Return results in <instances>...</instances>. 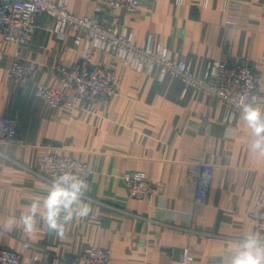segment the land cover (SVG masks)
<instances>
[{"label":"crops","instance_id":"crops-1","mask_svg":"<svg viewBox=\"0 0 264 264\" xmlns=\"http://www.w3.org/2000/svg\"><path fill=\"white\" fill-rule=\"evenodd\" d=\"M223 1L143 0L134 12H111L101 0H70V10L104 22L115 17L118 28L132 29L138 42L153 33L155 43L191 59L197 75L212 60L246 61L257 73V102L264 107V0H239L240 10L224 9ZM229 19L238 20V27L229 28ZM35 24L23 48L26 62L36 64V81L62 89L55 67L77 62L80 46L70 30L56 39L45 13L35 16ZM14 48L0 35L1 50ZM97 62L112 68L119 93L82 111L46 106L33 96L32 84L8 80L9 60L0 59V115L18 120L24 142L0 146V247L18 251L25 264H86L79 255L92 245L110 249V264H179L183 247L195 264H222L235 240L264 234L253 216L254 197L264 195V156L249 150L253 137L241 114L225 123L221 104L194 89L183 92L176 78L159 79L157 69L138 72L103 51L93 53ZM46 149L83 160L91 170L84 200L92 212L69 224L63 237L42 222L26 235L18 219L47 193L53 176L38 164ZM192 161L214 167L201 204L194 202ZM128 170L143 171L163 190L128 197L121 178Z\"/></svg>","mask_w":264,"mask_h":264},{"label":"built area","instance_id":"built-area-1","mask_svg":"<svg viewBox=\"0 0 264 264\" xmlns=\"http://www.w3.org/2000/svg\"><path fill=\"white\" fill-rule=\"evenodd\" d=\"M143 0H101L111 12L125 9L134 12ZM181 1V0H177ZM207 0H204V5ZM240 10L239 0H224L223 8ZM45 13L53 20L54 37L62 40L67 30L73 32L74 46H80V57L73 65L60 63L55 72L62 89L46 85L34 79L36 64L28 61L23 48L29 45L35 31V16ZM240 15V19H246ZM238 20L229 19L226 25L237 28ZM0 35L4 41L15 43L11 52L0 49V59L9 60L8 80L23 85L32 84V94L46 106L66 110L91 111L94 106L108 102L119 93L117 78L112 68L105 63H92L95 51H103L120 59L128 67L144 73L158 70L159 79L170 76L178 79L183 92L194 89L210 97L224 108V122L232 123L240 110L236 107L241 96L257 97V73L246 61L229 60L225 57L212 60L204 75H197L191 59L181 56L176 50L154 42L153 33L137 41L132 29L118 28L115 17L108 22L90 16H78L70 10V0H0ZM24 145L18 134V120L0 115V146ZM43 173L57 175L62 166L74 169L87 180L91 170L83 160L46 149L38 161ZM189 174L195 180V203L206 201L208 188L213 178L214 167L202 161L190 163ZM128 197L147 198L160 193L163 185L151 180L143 171L128 170L121 175ZM53 179V178H52ZM51 179V180H52ZM50 180V182H51ZM258 208L254 211L255 226L264 233V195L254 197ZM91 219H97L91 215ZM170 248V247H166ZM109 248L92 245L79 257L86 264H110ZM0 264H25L18 251L0 247ZM171 264V263H169ZM179 264H195L188 247H183Z\"/></svg>","mask_w":264,"mask_h":264},{"label":"clouds","instance_id":"clouds-1","mask_svg":"<svg viewBox=\"0 0 264 264\" xmlns=\"http://www.w3.org/2000/svg\"><path fill=\"white\" fill-rule=\"evenodd\" d=\"M236 107L253 137L249 150L264 156V107L255 96H241ZM87 191L88 184L82 175L62 166L48 185L46 195L32 200L27 205L28 210L18 217L23 232L33 234L42 222L50 234L63 237L69 224L88 217L92 212L90 202L84 200ZM16 219L13 217L10 227L15 225ZM222 264H264V234L253 231L235 240Z\"/></svg>","mask_w":264,"mask_h":264}]
</instances>
